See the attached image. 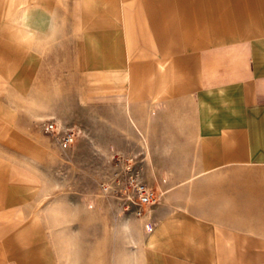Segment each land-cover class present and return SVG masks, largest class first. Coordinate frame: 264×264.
<instances>
[{
  "label": "crops",
  "instance_id": "obj_1",
  "mask_svg": "<svg viewBox=\"0 0 264 264\" xmlns=\"http://www.w3.org/2000/svg\"><path fill=\"white\" fill-rule=\"evenodd\" d=\"M40 8L25 6L20 71L38 70L45 36L59 66L67 40V57L77 52L83 72L129 107L161 195L109 230L92 217L107 211L104 195L94 204L60 193L53 177L29 176L44 162L29 165L22 130L24 159L12 160V84L0 67V264H264V224L247 219L264 208L251 176L264 170V0L83 4V17L64 18L60 4L32 15Z\"/></svg>",
  "mask_w": 264,
  "mask_h": 264
},
{
  "label": "rangeland",
  "instance_id": "obj_2",
  "mask_svg": "<svg viewBox=\"0 0 264 264\" xmlns=\"http://www.w3.org/2000/svg\"><path fill=\"white\" fill-rule=\"evenodd\" d=\"M27 4H41L42 8L33 9L32 15L42 18L50 16L52 4H60V16L64 18L83 17V4H135V0H0V67L9 74L11 80L8 83L12 84V88L5 91L12 103L8 114L10 125L5 128L12 132L13 162L19 163L20 159H24L18 147L25 142L19 134L21 130L26 131L31 154L28 156L29 165L31 161H43L42 166H45L29 169V176L38 175L39 179L53 177L58 182L57 191L60 193L86 194V199L94 204L104 195L109 205L107 211L103 214L97 211L92 217L97 224L101 219L102 224L110 227L109 230L130 223L135 215L141 214L122 203L119 197L106 195L101 180L110 176L118 161L117 155H134V158H138L144 177L148 180L147 153L142 148L146 144V137L141 135L135 139V121L129 117V107L99 87L95 76L83 72L82 62L79 63L83 58H79L77 52L76 56L67 57V40L62 41L61 38L59 66L52 63L51 41L45 36L40 39L44 40L41 49L43 57L38 70L31 77L20 71V60L25 50L19 27ZM95 12L98 9L93 8L91 15ZM48 116L76 128L78 135L72 145L62 146L53 134L43 129V119ZM135 140L140 146L138 149L135 148ZM32 171L36 173L33 175ZM251 176L258 182L252 185V191L256 194L253 198L264 196V181L261 180L264 170L252 167ZM240 189L241 186L237 185V190L242 192ZM51 198L49 193L42 203L49 204ZM247 219L253 227L264 224V208L253 205ZM128 235L119 234V239H125ZM109 236L114 238L115 233H109Z\"/></svg>",
  "mask_w": 264,
  "mask_h": 264
},
{
  "label": "built area",
  "instance_id": "obj_3",
  "mask_svg": "<svg viewBox=\"0 0 264 264\" xmlns=\"http://www.w3.org/2000/svg\"><path fill=\"white\" fill-rule=\"evenodd\" d=\"M42 125L62 146L72 145L78 135L74 126L63 124L54 116L44 118ZM116 157L118 161L110 176L101 180L102 190L106 195L119 197L126 206L134 208L135 213L142 214L148 205L160 200L161 192L145 179L143 166L138 158H134V155Z\"/></svg>",
  "mask_w": 264,
  "mask_h": 264
}]
</instances>
